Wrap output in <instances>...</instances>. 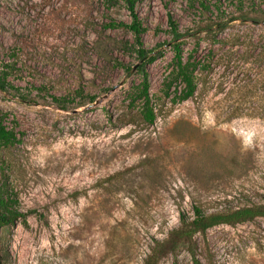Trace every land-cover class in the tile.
Returning <instances> with one entry per match:
<instances>
[{
    "label": "rangeland",
    "instance_id": "374dc122",
    "mask_svg": "<svg viewBox=\"0 0 264 264\" xmlns=\"http://www.w3.org/2000/svg\"><path fill=\"white\" fill-rule=\"evenodd\" d=\"M144 0L156 121L128 107L139 82L114 0H0V112L19 143L0 152L21 220L0 229V264H143L180 218L264 204V0ZM167 14L188 54L214 51L205 89L171 105ZM221 26L223 29L221 30ZM225 38L228 45L212 46ZM24 98V99H21ZM60 99V106L52 101ZM90 98L93 102L90 103ZM201 264H264V218L194 237ZM157 264H192L184 249Z\"/></svg>",
    "mask_w": 264,
    "mask_h": 264
},
{
    "label": "trees",
    "instance_id": "16d2710c",
    "mask_svg": "<svg viewBox=\"0 0 264 264\" xmlns=\"http://www.w3.org/2000/svg\"><path fill=\"white\" fill-rule=\"evenodd\" d=\"M121 2L128 13L129 22H113L105 24V29H120L128 32L132 37V43H125V51L130 52L135 58L136 63L131 67H124L122 63L116 64L126 72L132 71L139 78V82L132 86L128 92V107L137 108L138 114L144 124L152 126L156 121L155 106L149 89V74L147 67L153 63L159 53L145 48L142 36L145 29L136 13V6L144 0H114ZM203 6V0H198ZM168 34L171 38L170 49L172 60L167 67V72L162 79L159 90L161 97L168 99L171 105L179 104L185 101L195 100L202 89H205L204 77L211 72V65L214 59V51L210 49L203 55H198V42L194 48L184 54L183 45L185 35L182 34L176 22L170 14H167ZM223 27L221 26V30ZM210 43L212 46L219 45L225 47L228 41L225 38L214 37ZM6 80V73L0 71V91L13 90ZM21 99H24L21 97ZM52 101L60 106V99L52 98ZM93 99L90 98V103ZM5 115L0 112V152L12 150L18 143L17 134L14 128L7 127ZM5 169L3 161L0 160V229H5L15 222L21 220L25 223V214L17 209V200L13 194L8 193L6 181L3 179ZM256 218H264V204L253 205L228 212L214 213L205 215L199 208H193V217L187 220L185 217L180 218V227L172 231L169 238L163 244L157 243V248L144 259L143 264H157L160 258V248H165V252L170 254L184 249L191 258L192 264H201L196 257V235L203 236L207 230L219 226H233L239 223L253 221Z\"/></svg>",
    "mask_w": 264,
    "mask_h": 264
}]
</instances>
